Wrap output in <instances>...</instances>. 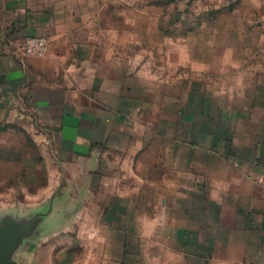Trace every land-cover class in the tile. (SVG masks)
<instances>
[{
	"label": "rangeland",
	"instance_id": "rangeland-1",
	"mask_svg": "<svg viewBox=\"0 0 264 264\" xmlns=\"http://www.w3.org/2000/svg\"><path fill=\"white\" fill-rule=\"evenodd\" d=\"M24 2L49 22L31 36L46 39L41 57L52 45L60 63L128 71L136 94L102 181L65 183L49 140L0 126V249L19 243L24 264H176V242L201 240L215 210L199 192L223 175L225 82L264 66V0Z\"/></svg>",
	"mask_w": 264,
	"mask_h": 264
},
{
	"label": "crops",
	"instance_id": "crops-1",
	"mask_svg": "<svg viewBox=\"0 0 264 264\" xmlns=\"http://www.w3.org/2000/svg\"><path fill=\"white\" fill-rule=\"evenodd\" d=\"M48 25L24 0H0V126H14L37 145L45 142L46 149L49 140L65 183L73 182L72 173L83 180L93 171L102 181L105 156L126 116L121 103L135 99L129 72L113 73L112 67L88 60L60 63L52 45L44 57L21 53L23 39L46 33ZM82 51L75 56L83 61L88 53ZM239 68L225 82L223 175L209 178L207 192H199L201 199L214 201L215 210L206 217L203 235L197 232L201 240L176 242L181 254L176 264H264V66ZM124 211V205L113 204L111 216ZM23 252L17 253L19 264ZM131 260L135 257L127 253L124 262Z\"/></svg>",
	"mask_w": 264,
	"mask_h": 264
},
{
	"label": "built area",
	"instance_id": "built-area-1",
	"mask_svg": "<svg viewBox=\"0 0 264 264\" xmlns=\"http://www.w3.org/2000/svg\"><path fill=\"white\" fill-rule=\"evenodd\" d=\"M47 49L46 39L41 37H28L20 46V51L27 56L41 57Z\"/></svg>",
	"mask_w": 264,
	"mask_h": 264
},
{
	"label": "water",
	"instance_id": "water-1",
	"mask_svg": "<svg viewBox=\"0 0 264 264\" xmlns=\"http://www.w3.org/2000/svg\"><path fill=\"white\" fill-rule=\"evenodd\" d=\"M21 250L22 246L19 243L15 244V248L12 250V252L14 251V254L11 252V255L8 254L9 252L7 253V250L2 251V249H0V264H19L16 260V256ZM13 255L15 256L14 258H12Z\"/></svg>",
	"mask_w": 264,
	"mask_h": 264
}]
</instances>
